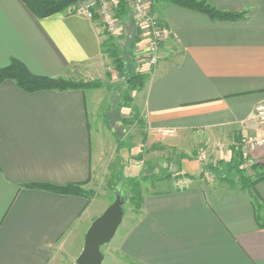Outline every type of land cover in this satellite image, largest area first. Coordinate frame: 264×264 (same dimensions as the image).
Returning <instances> with one entry per match:
<instances>
[{"label":"crops","instance_id":"1","mask_svg":"<svg viewBox=\"0 0 264 264\" xmlns=\"http://www.w3.org/2000/svg\"><path fill=\"white\" fill-rule=\"evenodd\" d=\"M159 1L147 3L166 36L158 63L140 68V29L129 10L112 39L71 5L39 18L21 0H0V68L13 58L35 75L74 78L87 69L103 82L102 46L111 41L124 51L129 32L127 60L145 75L131 98L147 142L185 154L197 146L221 159L224 145L264 139L256 116L264 105V0H204L239 14L235 20ZM92 90L88 102L80 89L26 92L12 80L0 82V264H76L86 230L108 206L95 202L98 194L87 199L25 186L87 181L83 188L94 190L100 170L108 171L116 153L100 111L108 96ZM244 156L264 163V143ZM177 164L194 178L158 180L142 193L139 214L111 239L115 264H264V180L247 190L205 180L208 171L195 158Z\"/></svg>","mask_w":264,"mask_h":264},{"label":"rangeland","instance_id":"2","mask_svg":"<svg viewBox=\"0 0 264 264\" xmlns=\"http://www.w3.org/2000/svg\"><path fill=\"white\" fill-rule=\"evenodd\" d=\"M79 1L84 0H78L74 3V5L78 4ZM160 1L166 2L165 0ZM72 5L71 8L73 7ZM125 34L126 35L124 37V41L126 47L124 48L127 52L130 48L129 45L131 44V39L129 32H126ZM116 37L119 38L120 35H117ZM113 38L115 37L112 36V39ZM107 45L108 51L104 52L106 53L105 56L107 57V66L105 71H103V73H105L103 82H101L100 79L92 78L90 75L91 72L87 69L78 71L76 70L75 73L77 74L74 76L75 80H81L84 82L86 81L88 83H97L98 86L92 89H101L102 93L104 92V94L108 96V105L104 106L103 102L100 107V111L105 117V114L108 112L109 107H111L109 116L113 120L112 122H110L112 130L107 127L104 117L103 129H109L111 131L112 134L109 132V137L113 135V131L115 132V134H117V136L113 135L114 143L116 146L114 159L110 161L107 172H105L104 169L103 171L100 170V176L95 183L94 190H92L94 192V195L98 194L95 202L97 204L108 202V205H110L115 200L116 196L119 195L122 201L123 211V217L120 223H128L129 221L133 220L136 215L139 214V211L136 210L134 206L127 200V198L131 195L130 184L128 182L129 179L133 178L139 181L142 193L145 191L154 190V188L157 187L156 183L158 182V180L154 179L151 175H148L144 178V174L150 173L160 175L161 172L166 171L174 174L177 170V163L184 159V157L182 158L183 155H186V158L188 159H197L200 162L202 168L207 163L216 167L217 170L221 168L225 178L228 177V179L236 180V174L234 170L230 168V164L233 163L236 157L234 153L235 147L240 148L239 145L228 144L221 147L223 156H221L222 158L220 159L216 156H207L204 153H200L201 148L199 149V147L197 146H194L189 150V155L187 153H183L175 147H170L165 144H162L163 146L157 145L158 148H153L154 145L146 141L147 137L145 126L142 123L139 111L134 107V100L131 98L133 91L137 89H129L126 86L125 82V80L128 78L127 75L129 74V72L132 71L134 73H143L138 67L137 70H134L133 65L129 64L127 55L125 54V50L121 52V50L114 45V42L111 41H109ZM118 57L126 61L124 65L125 74H123V77L117 75V72L115 70V58ZM138 66L141 68L145 65L138 63ZM145 67L148 66L146 65ZM92 89L84 90L88 102L93 94ZM122 94L128 95L131 99L129 101L123 100L121 98ZM122 101L128 103V106H122L121 108H118L119 104L122 103ZM92 123L93 121H91L90 129L93 132L94 127L92 126ZM101 138L103 139L104 147L107 148V146L110 144L109 140H107V133L103 132ZM241 150V153L244 156V150ZM201 154H204L205 158H200ZM245 158L247 159L246 156ZM222 172H218V174H214L213 172H206L205 180L208 179L212 182L224 181L223 178L221 179ZM245 174L254 178V172L250 169L249 166L245 168ZM100 250L104 256L101 264H115V253L113 252V244L111 240L108 243L102 245L100 247Z\"/></svg>","mask_w":264,"mask_h":264},{"label":"trees","instance_id":"3","mask_svg":"<svg viewBox=\"0 0 264 264\" xmlns=\"http://www.w3.org/2000/svg\"><path fill=\"white\" fill-rule=\"evenodd\" d=\"M25 6L32 12L36 17L43 18L50 16L52 14L62 12L70 5L74 4L78 0H21ZM168 3H174L183 7H187L199 12H202L206 15H208L211 19H217V20H235L238 17H240L239 14H231V13H223L220 11H217L214 7H212L210 4H208L204 0H165ZM116 16L118 18H121L122 16L126 15L128 11V7L125 4L124 0H116ZM116 46V44H114ZM106 46H102V52L108 51ZM105 48V49H104ZM125 60L118 58H115V70L117 72V75L120 77H123V74H125L124 71V65ZM127 79L125 80L126 86L131 89H139L143 86L145 76L140 73H134L129 72L127 75ZM12 80L15 82V84L22 90L26 92H35V91H42V90H68V89H92L96 88L98 86L97 83H88L81 80H75L74 78H62V77H47V76H40L32 74L23 63L18 61L17 59H11L9 64L5 67L0 68V82L4 80ZM123 100H130L131 98L126 95L122 94L121 97ZM114 104V103H113ZM112 104V105H113ZM115 105V104H114ZM122 106H128V103H125L122 101V103L119 104L118 108H121ZM109 107L108 112L105 114V121L107 127H109L112 130V126L110 125V122H112V118L110 115V109ZM113 135L117 136L115 132L113 131ZM153 148H158L157 145H154ZM241 148L235 147L234 153H235V159L232 164H230V168H232L236 174V180L234 179H228L224 177V174L222 172V169L219 168V170L216 169L211 164H205L203 169H205L208 172H213L214 174H218V172H222L221 179L223 178L224 181L228 182L231 186L237 184L242 189H251L253 186L261 181L264 180V163L259 162H250L248 159L245 158V156L241 153ZM186 158V155H183L182 158ZM249 163V164H248ZM223 164V163H220ZM249 166L250 169L254 172V178L251 176H247L245 174V168ZM203 174V171H201L198 175V177H201ZM148 175H151L156 180H167L171 177H189L194 178L193 176H189L183 172L176 171V173H171L169 171L161 172L160 175L156 174H144V178ZM130 184V190L131 195L127 198L128 202L134 206L136 210H140L141 203H142V192H141V185L138 180L136 179H129ZM87 183V181L82 182H76V183H69L64 186H53L48 184H38V185H25L28 188H36V189H44L48 191H53L57 193H63V194H76V195H82L86 197L87 199H90L94 192L92 190H86L83 188V186Z\"/></svg>","mask_w":264,"mask_h":264},{"label":"built area","instance_id":"4","mask_svg":"<svg viewBox=\"0 0 264 264\" xmlns=\"http://www.w3.org/2000/svg\"><path fill=\"white\" fill-rule=\"evenodd\" d=\"M125 3L140 29L139 41L134 48V59L138 63L153 67L158 63L166 29L152 14L147 0H125ZM72 6V13L98 20L110 35L121 34V23L116 16V0H84ZM256 116L261 123H264L263 104L256 107ZM263 143V138L250 137L239 146L243 150H252ZM200 158H205L204 154H201Z\"/></svg>","mask_w":264,"mask_h":264},{"label":"water","instance_id":"5","mask_svg":"<svg viewBox=\"0 0 264 264\" xmlns=\"http://www.w3.org/2000/svg\"><path fill=\"white\" fill-rule=\"evenodd\" d=\"M122 217V201L117 195L115 200L92 221L86 230L83 247L75 263L101 264L104 256L100 247L113 238Z\"/></svg>","mask_w":264,"mask_h":264}]
</instances>
